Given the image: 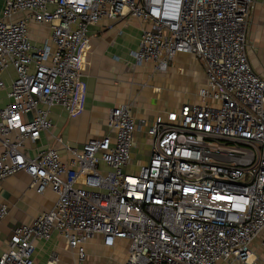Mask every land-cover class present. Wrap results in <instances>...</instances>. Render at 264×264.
<instances>
[{"label":"built area","instance_id":"1","mask_svg":"<svg viewBox=\"0 0 264 264\" xmlns=\"http://www.w3.org/2000/svg\"><path fill=\"white\" fill-rule=\"evenodd\" d=\"M255 0H6L0 17L1 75L14 68L10 102L0 107V181L18 172L54 206L14 228L0 264H34L37 242L57 232L79 264L101 236L128 242L125 264H264V77L248 51ZM25 17L13 21V16ZM143 22L137 65L167 71L176 57L203 66L198 101L138 124L134 105L109 112L108 131L80 147L40 148L55 106H80L90 26L104 18ZM31 22L49 24L44 44ZM150 157L132 169L137 131ZM59 142H62L58 138ZM135 181V183H133ZM0 205V220L8 214Z\"/></svg>","mask_w":264,"mask_h":264},{"label":"crops","instance_id":"2","mask_svg":"<svg viewBox=\"0 0 264 264\" xmlns=\"http://www.w3.org/2000/svg\"><path fill=\"white\" fill-rule=\"evenodd\" d=\"M5 1L0 0V17ZM24 17V13H18L12 19L19 21ZM248 20L250 60L254 69L264 77V0H255ZM142 27L141 20L129 16L120 19L106 17L90 26V39L83 52L80 106L73 115L62 107L55 106L51 113L54 127L51 132L42 133L37 146H53L64 153V143L80 147L90 138L103 136L108 131L110 110L124 103L134 105L138 124L142 119H146L148 124L160 113L177 110L185 102L198 101V91L205 81L204 70L200 73L202 79L196 84L195 95L184 98L164 94L162 81L152 82L150 74L142 73L132 55L139 46ZM29 33L34 43L42 45L50 38L52 28L49 24L31 22ZM181 56L190 58L196 63V68L201 63L192 55ZM145 65L154 67L151 63ZM196 71L198 73V69ZM16 77L14 68L2 73L1 78L6 88H0V107L10 102L8 93ZM140 133H146L145 128L137 131V147L133 150L132 157L134 159L139 152L145 154L139 161L143 164L150 157V141H142ZM2 149L0 142V152ZM140 163L136 169H139ZM30 184L31 177L26 172H18L0 181V205L6 204L9 210L7 216L0 220V255L9 249L16 226L31 223L41 212L51 209L57 200V194L51 189L39 194ZM85 248L87 258L81 264H125L127 261V241H119L115 247L108 248L103 245L102 237L96 236ZM34 259V264H79L75 250L57 232H53L49 239L37 242Z\"/></svg>","mask_w":264,"mask_h":264},{"label":"rangeland","instance_id":"3","mask_svg":"<svg viewBox=\"0 0 264 264\" xmlns=\"http://www.w3.org/2000/svg\"><path fill=\"white\" fill-rule=\"evenodd\" d=\"M195 58V57H194ZM142 69V73L146 75L150 74V80L152 82L162 81L164 86V94L169 96H175V98L186 97L188 95H195L196 84L202 79V65L192 62L190 58L179 55L174 60L173 64L167 71H155L154 68L148 67L145 64L139 66ZM198 69V73L197 70ZM204 76V75H203ZM205 85V81L203 83ZM202 85V86H203ZM201 86V87H202ZM192 89V91H191ZM140 139L147 142L149 136L147 133H140ZM143 144V142H142ZM144 146V145H142ZM145 156V154L139 152L133 159L132 169L135 170L139 161Z\"/></svg>","mask_w":264,"mask_h":264},{"label":"snow or ice","instance_id":"4","mask_svg":"<svg viewBox=\"0 0 264 264\" xmlns=\"http://www.w3.org/2000/svg\"><path fill=\"white\" fill-rule=\"evenodd\" d=\"M133 183H135V181H133Z\"/></svg>","mask_w":264,"mask_h":264}]
</instances>
